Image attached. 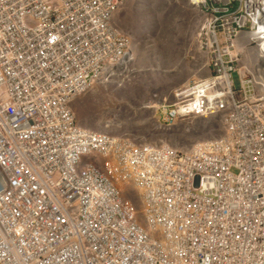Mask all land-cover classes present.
Instances as JSON below:
<instances>
[{
  "label": "built area",
  "instance_id": "built-area-1",
  "mask_svg": "<svg viewBox=\"0 0 264 264\" xmlns=\"http://www.w3.org/2000/svg\"><path fill=\"white\" fill-rule=\"evenodd\" d=\"M125 1L0 0V264H264V63L244 43L258 23L209 32L244 52L242 72L217 54L155 107L164 129L222 113V134L138 143L72 110L133 59L113 25ZM111 152L140 214L93 161Z\"/></svg>",
  "mask_w": 264,
  "mask_h": 264
},
{
  "label": "rangeland",
  "instance_id": "rangeland-1",
  "mask_svg": "<svg viewBox=\"0 0 264 264\" xmlns=\"http://www.w3.org/2000/svg\"><path fill=\"white\" fill-rule=\"evenodd\" d=\"M222 1L225 3L204 0L194 4L192 0H173L176 7L183 8L170 15L162 13L160 0H126L115 14L113 25L133 42V59L121 73L109 79L111 82H99L73 101L72 110L78 124L94 132L127 136L138 143L166 138L169 144L180 147L222 134V113L190 117L164 129L158 123L159 112L155 108L174 105L185 85L212 73V60L217 54L242 72L246 64L242 61L244 52L229 41L217 46L214 33L209 32L217 30L219 36L218 32L225 28L238 30L246 22L245 17L250 16L252 20L255 17L252 0ZM172 18H176L175 24L169 26ZM209 19L212 20L206 28ZM244 25L245 28L250 26L249 23ZM248 35L244 42L251 49L255 44L251 45ZM233 81L238 88L236 73ZM93 161L140 214L139 196L117 169L113 153H97Z\"/></svg>",
  "mask_w": 264,
  "mask_h": 264
},
{
  "label": "bare ground",
  "instance_id": "bare-ground-1",
  "mask_svg": "<svg viewBox=\"0 0 264 264\" xmlns=\"http://www.w3.org/2000/svg\"><path fill=\"white\" fill-rule=\"evenodd\" d=\"M192 1L193 3L194 2L195 3L204 2V0H192ZM250 4L252 7V11L254 10L255 12V17L253 18V21L255 20L258 23L260 27V31L256 30L255 32L249 33L250 35H248V39L251 45L255 44V46L253 47L254 53L259 56L261 66H263L262 61L264 63V0H252ZM211 20L212 19H209L208 22L206 23V28H209V22ZM237 50L239 49L237 48ZM246 66L247 64H243V67H246ZM248 71L251 72V70L249 69Z\"/></svg>",
  "mask_w": 264,
  "mask_h": 264
},
{
  "label": "trees",
  "instance_id": "trees-1",
  "mask_svg": "<svg viewBox=\"0 0 264 264\" xmlns=\"http://www.w3.org/2000/svg\"><path fill=\"white\" fill-rule=\"evenodd\" d=\"M160 5H161V10L162 13H169L170 15H174L175 13L177 14L176 10H180L183 8L180 6V9L176 7V4L172 0H160ZM176 18H172L171 21H169V26H174Z\"/></svg>",
  "mask_w": 264,
  "mask_h": 264
},
{
  "label": "crops",
  "instance_id": "crops-1",
  "mask_svg": "<svg viewBox=\"0 0 264 264\" xmlns=\"http://www.w3.org/2000/svg\"><path fill=\"white\" fill-rule=\"evenodd\" d=\"M173 1V0H172ZM183 2V0H181ZM176 4V3H175ZM182 7V6H181Z\"/></svg>",
  "mask_w": 264,
  "mask_h": 264
}]
</instances>
